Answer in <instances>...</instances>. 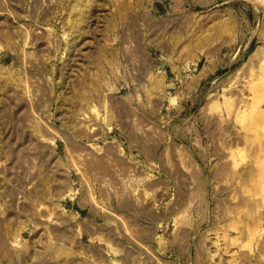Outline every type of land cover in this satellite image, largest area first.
I'll return each mask as SVG.
<instances>
[{
  "label": "rangeland",
  "instance_id": "rangeland-1",
  "mask_svg": "<svg viewBox=\"0 0 264 264\" xmlns=\"http://www.w3.org/2000/svg\"><path fill=\"white\" fill-rule=\"evenodd\" d=\"M0 264H264V0H0Z\"/></svg>",
  "mask_w": 264,
  "mask_h": 264
}]
</instances>
